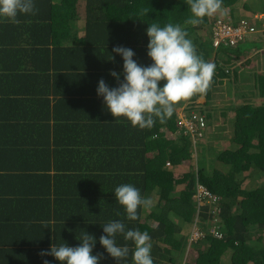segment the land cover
I'll list each match as a JSON object with an SVG mask.
<instances>
[{"label":"trees","instance_id":"obj_1","mask_svg":"<svg viewBox=\"0 0 264 264\" xmlns=\"http://www.w3.org/2000/svg\"><path fill=\"white\" fill-rule=\"evenodd\" d=\"M237 1L222 0L221 9L197 25L186 23L192 15L188 0H35V13L19 16L31 20V32L0 19V264H60L42 250L54 243L78 245L85 231L97 238L99 264H117L99 243L101 224L114 219L149 234L154 264H264V60L256 74L263 99L256 102L248 91L232 100L229 145L220 135L194 140L183 134L176 109L151 128L133 127L115 119L96 91L101 78L117 84L110 70L122 71L123 59L115 53L108 59L115 46L131 47L134 59L150 64L149 23H172L185 28L197 54L216 65L204 91L209 99L219 81L216 70L231 75L222 69L224 57L237 61L243 49L264 47V30L259 41L247 33L235 44L212 43L208 33L217 19L232 26L244 19L247 31L264 26V8L248 3L233 10ZM47 44L64 46L62 64ZM213 51L222 56L213 59ZM233 73L237 79L236 68ZM70 81L79 88L73 98L66 89ZM215 110L206 112L208 121ZM208 138L223 149L205 145ZM193 153L200 158L197 167ZM14 157L29 161L11 162ZM123 183L153 202L139 208L135 220H127L115 201L114 189ZM199 184L217 198L200 201ZM17 188H25L21 199L15 198ZM117 242L125 243L122 236Z\"/></svg>","mask_w":264,"mask_h":264},{"label":"clouds","instance_id":"obj_2","mask_svg":"<svg viewBox=\"0 0 264 264\" xmlns=\"http://www.w3.org/2000/svg\"><path fill=\"white\" fill-rule=\"evenodd\" d=\"M188 5L192 15L186 23L197 25L205 16L210 17L220 10L222 0H188ZM35 11V0H0V19L9 22H18L21 14H34ZM147 12L144 9L141 15ZM218 21L225 22L215 20L211 35ZM146 34L149 38L147 55L151 58L150 64H141L134 59L136 53L131 47L117 45L113 48L108 59H115L113 53L119 54L123 59V68L122 71L110 70V75L117 81L115 86H110L104 78L98 81L96 91L103 98V106L115 119H126L131 126L140 129L153 127L157 118L160 122L170 118L180 100L181 105L176 109L178 120L183 113L193 110L201 112L203 108L195 104L191 96L207 89L216 65L197 54L187 30L178 24L167 23L161 26L159 23H149ZM210 39L215 47L230 42L229 37H226L217 45ZM201 113L205 115L209 126L206 113ZM114 194L115 201L123 206L127 220L137 219L138 209L151 207L153 203L150 197L142 196L140 189L131 183L117 185ZM101 225L104 234L99 237V243L116 259L117 264H129L130 253L131 264H154L147 232L128 227L123 219L110 220ZM118 236H122L125 243H118ZM77 239L80 241L78 245L54 243L50 250H42L41 254L55 257L60 264H99L102 254L93 253L97 243L95 235L85 231ZM129 241L133 245L131 249L127 243ZM44 264L52 262L45 259Z\"/></svg>","mask_w":264,"mask_h":264},{"label":"rangeland","instance_id":"obj_3","mask_svg":"<svg viewBox=\"0 0 264 264\" xmlns=\"http://www.w3.org/2000/svg\"><path fill=\"white\" fill-rule=\"evenodd\" d=\"M248 3L252 4L253 9L264 8V0H261V2L258 0H238L231 8H233V10H239V9L241 10L243 5ZM261 13L257 12L256 15L261 17L262 16ZM222 26H223V22L218 21L217 25L214 26L215 31L213 32V34L210 36V32L208 33L209 37L213 39L214 43L217 39L226 38L228 36L227 34L224 33V31L227 32L228 28ZM263 30H264V26L262 25V28H259L254 34L250 35L249 39L252 41H259L260 38L263 37L262 36ZM263 46H264V41H263ZM243 51H244L243 54H245V49H243ZM216 53H217L216 51H213V55H212L213 59H215L216 56L218 57L222 56V53H220L219 55H217ZM223 59L226 63L224 64L223 62H221L222 69H224L227 74L229 75L231 74V75L220 76L218 74V72L220 71L219 69H217L216 70L217 73L215 74L217 75L219 81L213 84L209 100L206 94L203 92L198 95V98L194 103L199 105L201 108H203L205 113L209 111L212 107H216V110L213 113L214 118L209 119V122L211 123L209 126L206 127L204 134L209 136L220 135L219 138L222 139V142L226 141L227 145H229L230 142L228 137L229 134H232L229 132L233 131L230 122L228 120L230 116H232V114L230 113L231 106H233L232 100L235 99L236 101L239 102L240 100H242L240 93L244 94L248 91L252 96L251 98H254L256 102L263 99L262 97L257 95L258 90L256 87L257 81H256L255 73L259 72V70L262 69V65H263L262 60H264V47L253 46L252 50L247 51L242 59L234 62H232L231 59L230 61H227V58L225 57ZM235 68L237 69V74H238L237 79L234 78L235 74L233 73ZM230 79L233 80L234 82L232 81L229 83ZM206 100H208V104H206ZM236 101L235 104L238 103ZM205 135H203L201 138H203ZM195 140H198V138H195ZM217 140L218 139L216 137V142H218ZM207 142L208 143H206L205 145H211L215 150L223 149V146H219V144L216 145V142L214 144L213 142L209 141V138L207 139ZM193 155H194L193 158L194 163L197 164L200 158H198L197 154H193Z\"/></svg>","mask_w":264,"mask_h":264},{"label":"built area","instance_id":"obj_4","mask_svg":"<svg viewBox=\"0 0 264 264\" xmlns=\"http://www.w3.org/2000/svg\"><path fill=\"white\" fill-rule=\"evenodd\" d=\"M239 24V26L232 27L223 22V26L228 28L227 32L224 31V33L228 35L227 37H229L231 44H235L239 40V38H241L244 34L252 33L253 31H255L254 28H250V30L247 31L248 24L247 21H245L244 19H242ZM223 39L225 38L217 39L215 43L218 45ZM178 122L180 125L181 132L183 134H190L191 137L194 138H196L197 136H202V134H204V130H206L207 127L205 115L197 110L181 114L179 116ZM196 196L198 199H200V201H202V198H217V196L213 195L210 190H208L205 186L201 184L198 185V193L196 194ZM212 231L215 232V234L219 237L223 236V234L216 229H212ZM200 235L201 233L196 230L195 237H199Z\"/></svg>","mask_w":264,"mask_h":264},{"label":"crops","instance_id":"obj_5","mask_svg":"<svg viewBox=\"0 0 264 264\" xmlns=\"http://www.w3.org/2000/svg\"><path fill=\"white\" fill-rule=\"evenodd\" d=\"M28 15V14H27ZM30 18V17H29ZM75 19H77V20H82L83 18L81 17V16H77V18H75ZM31 20H27L26 21V19H21L20 17H18V22H16V24H17V26H19V27H25L28 31H30L31 32V30L32 29H34L33 27H32V29H31V27L29 26V22H30ZM74 27H75V25H74ZM26 38H29V37H26ZM66 41V40H65ZM49 47V45L47 44V49H49L48 48ZM41 48V47H40ZM50 51H51V55H56L57 54V58H56V61H57V64L58 65H60V64H62V62H63V57H64V55H65V52H64V46H60V49L59 48H56V47H54V46H50V49H49ZM46 52L49 54V52H48V50H46ZM50 72L52 73L53 72V70L52 69H50ZM57 80V82L60 84L62 81H63V78H61V79H56ZM48 83H51L52 84V79H50V80H48ZM53 86V85H52ZM69 86H70V88H66V89H68L70 92H68L67 94L69 95V96H72V98L75 96H78V89L79 88H76V82L75 81H70V83H69ZM54 87V86H53ZM54 89V88H53ZM77 94V95H75V94ZM182 102V101H181ZM181 102H180V104L175 108V109H178L179 108V106L181 105ZM40 104H39V106L37 107V110L38 111H42L40 108ZM53 110H54V104L52 103L51 104V106H50V112H53ZM35 120H36V122H38V120H37V115H35ZM55 122V120H51V124L52 123H54ZM19 161H21V162H25V161H29V159L28 158H25V159H23V160H21L20 159V157H14V158H12L11 159V162H19ZM16 164V163H15ZM14 164V165H15ZM19 187H25V185H23V184H20V186ZM15 190V192H16V196H15V198H23L24 196H25V188H17V189H14Z\"/></svg>","mask_w":264,"mask_h":264}]
</instances>
